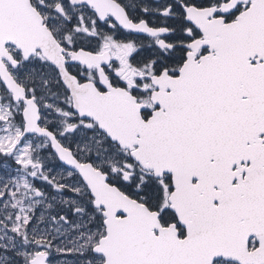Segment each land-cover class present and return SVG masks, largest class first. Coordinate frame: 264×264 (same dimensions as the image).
I'll return each instance as SVG.
<instances>
[{
	"label": "snow or ice",
	"instance_id": "6c2138e0",
	"mask_svg": "<svg viewBox=\"0 0 264 264\" xmlns=\"http://www.w3.org/2000/svg\"><path fill=\"white\" fill-rule=\"evenodd\" d=\"M0 264H264V0H0Z\"/></svg>",
	"mask_w": 264,
	"mask_h": 264
},
{
	"label": "rangeland",
	"instance_id": "374dc122",
	"mask_svg": "<svg viewBox=\"0 0 264 264\" xmlns=\"http://www.w3.org/2000/svg\"><path fill=\"white\" fill-rule=\"evenodd\" d=\"M53 166L56 167L57 170H59V165L58 164L57 165H53ZM38 183H41V182L38 181Z\"/></svg>",
	"mask_w": 264,
	"mask_h": 264
},
{
	"label": "flooded vegetation",
	"instance_id": "af4514ba",
	"mask_svg": "<svg viewBox=\"0 0 264 264\" xmlns=\"http://www.w3.org/2000/svg\"><path fill=\"white\" fill-rule=\"evenodd\" d=\"M57 259H60V257H57Z\"/></svg>",
	"mask_w": 264,
	"mask_h": 264
}]
</instances>
